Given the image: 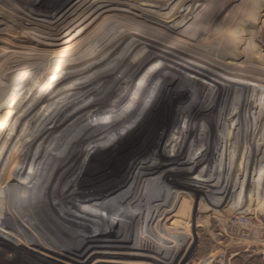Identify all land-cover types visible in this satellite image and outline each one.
I'll use <instances>...</instances> for the list:
<instances>
[{
    "label": "rangeland",
    "instance_id": "1",
    "mask_svg": "<svg viewBox=\"0 0 264 264\" xmlns=\"http://www.w3.org/2000/svg\"><path fill=\"white\" fill-rule=\"evenodd\" d=\"M24 1L27 3L16 2L17 7L23 9L28 4L26 11H30L28 14L44 12L52 3H54L52 7L54 9L59 5L58 0ZM123 1L135 3V0ZM139 1L136 2L139 5L138 8L147 10L142 12L141 15L144 14V17H150V14L153 16L157 12L156 19H158V21L153 20L158 22L157 24L138 17H135L134 21L129 20L132 22L131 26L134 25L135 27L148 26L154 28L158 26L156 31H154L155 29L145 30L144 33L148 37L147 41H139L141 42L139 45L174 44L176 38H179L182 43L195 40L201 47L206 48V50L210 49L215 54L209 60L211 70L209 78L213 82L215 79L224 78L227 80V85L222 81H220V84L214 83L216 88L218 87L217 92L212 96L210 95L211 99L209 101L206 100L204 104H200L191 111L193 112L190 113L191 115H188V118L195 116L192 119L194 122L205 117L211 120L205 131L200 130L197 131L196 135H192L190 146L185 145L184 147L183 145L181 147L183 140L177 137L181 129L180 126L174 129H167L163 126L158 127L153 132L145 133L143 140L134 137L135 139L128 146V154H141L142 156L158 154L159 169L146 175L134 173L126 180L107 178L101 191L149 212L148 216L150 218L148 219L150 223L146 226L149 242L152 243L153 247L159 244L161 250V258L158 259L156 264H264V0ZM4 2L15 4L13 0H4ZM4 2L0 0V14H2L0 18L5 16L9 19V24L1 25L0 29L12 26L13 36L19 37V35L24 34L28 38L37 41L44 40V35L41 37L40 33L30 30L33 23H24L26 21L21 20L23 14L9 11ZM24 17L22 19H25ZM21 22L29 29L24 31L25 26ZM40 28V26L37 27V29ZM121 28L127 30L129 27ZM100 38L104 43L107 41L111 44L118 43L122 45V49L117 52L118 54H112L115 59L114 63L103 64L102 62V64L91 67L92 64H89L88 58H76L77 62L75 61V65L72 66H76L73 71L77 74L75 75L73 72L74 75L70 74L71 77L67 80L64 74L71 65L61 62L62 60L55 65L54 63L50 64L52 59L56 60L55 58H62V56L54 54V52H38V50H35L38 47L34 48L35 45L30 46H34L33 49L37 55H29L27 58L24 57L14 61L15 63L12 61V64L5 65L7 69L0 67V110L2 109L0 111V144L4 138L1 129L8 127L6 121L9 118L6 120V117L16 118L18 114H21L19 112L23 107L19 105L21 101L23 100L22 104L26 105L25 108L28 105L30 108L32 107L31 110L35 108L30 105L33 98L30 96L31 99H29L28 97L35 83H39L38 86L40 87L37 89L38 93L36 92L39 101L36 111H34L36 113H31V116L33 115L32 119L35 121H32L34 134L40 137L33 135L40 140L36 144L45 142V138L50 136V132H52L51 141L53 134L57 135L58 130L63 129L67 118L68 121L73 120L69 121V124L72 125L66 128L65 133H68V131L78 133L75 132L78 127L74 126L76 122L74 119L78 118L74 117L82 114L79 117L82 118L78 120L79 122H90L92 120L95 122V114L98 115V121L96 120V123H94L96 130H89L87 127L81 135L76 137L73 135L72 141L75 138L72 145L68 144L69 137L63 134L64 140L62 138L60 141L65 143L63 157L54 161L52 157L45 156V161H48V159L54 161L53 165L47 163L49 171L55 167L59 174L64 169L66 173L70 172L73 168H76L77 163L72 160L74 158H71L73 152L76 151V154L78 150L92 152V148L97 147L100 143L102 144L104 138L113 140L114 137L117 138L124 131H131L132 128H138L139 134L137 136L140 137L142 131H144L143 127L148 126L149 128V125L151 127L153 124L160 122L157 120L155 113L152 112L151 114V111L142 114L131 110L130 117L129 112H127L126 115L129 118L125 117L127 122L123 126L119 125L123 111L119 112L118 115H109L115 103L121 100L129 91L136 88V85L145 78L147 69L156 66L161 59L158 58L149 63L142 56L134 55L131 44L136 43L131 40L128 41L124 36L114 37L104 34ZM179 43L180 45H174L172 48L181 47L182 43ZM105 50L107 49L99 48L94 54L100 58L104 57L105 54L102 52ZM110 54L106 52L105 60L111 58H107L111 56ZM192 55V59L195 60L197 66L201 67L206 59L199 52H194ZM97 56L95 57L97 58ZM29 62L30 64H28ZM116 63L119 64L115 65ZM119 65L122 68L121 75L113 78L111 86L104 90L108 97L102 101V104H99L98 111H96L98 113L95 111H88L87 113L82 101L89 99L93 93L86 96V87L81 84L80 74L84 77L89 75L92 79L97 80L100 77L103 78L102 74L107 77L116 75L117 73L114 74L115 67ZM102 66H105L106 69L102 68V73L98 72L97 69ZM37 69L39 70L37 71ZM96 80L95 83L87 85L90 88L89 90H97L96 86L101 84V81L98 80L100 83H97ZM158 82L156 81L152 87H149L148 92L152 93L157 89ZM169 82L168 79L167 83ZM189 84H191L189 80H183L179 84V88L174 90V93L177 92V94H175V99L172 97V100H175L173 107L192 98L195 91L191 90ZM14 85L15 88L20 90L18 91L21 96L20 100H15L17 98L15 96L5 95L7 92L10 93L9 90ZM66 87L68 88L66 89ZM182 87L185 90L182 89V98H178V93H180ZM60 88H64V90ZM169 91H171V88ZM169 91H164L166 97L170 94ZM76 92L81 94L78 95ZM59 96L61 100L60 98L56 99ZM169 97L170 95H168ZM60 101L62 102L60 103ZM154 105H156V107L153 106L155 109H159L162 114L167 115V106H165V103L163 104V101L162 104L156 102ZM64 110H66V113ZM169 116L173 117L169 113L166 120ZM51 118H57V120L51 121ZM107 119L110 120L106 121ZM164 119L165 117L161 119V122ZM97 127H100V129ZM34 140L35 138H33ZM140 146L141 153L137 150ZM70 147L71 149H69ZM69 162H72V165L67 166ZM66 166L68 167L67 170ZM71 174L66 175L72 177ZM44 191H48L47 188ZM11 198L13 199L9 195L2 198L0 196V200H4L1 205L4 206V209L0 212L2 220L4 219L3 216L8 214L9 205L14 202H11ZM41 207L43 208L42 203L39 204L37 209L32 207L28 214L24 212L23 219L19 220L21 225H14L20 229L18 231L22 235L17 234L21 238H12L5 231L8 229L0 225V264H82L80 260L77 263L68 259L70 256L60 248L59 243L41 225H38L35 218L44 217ZM147 255L149 254L142 255L144 257H134L131 260H143L145 261L144 264H155L153 260H150V255ZM152 259L157 260L153 257Z\"/></svg>",
    "mask_w": 264,
    "mask_h": 264
},
{
    "label": "bare ground",
    "instance_id": "2",
    "mask_svg": "<svg viewBox=\"0 0 264 264\" xmlns=\"http://www.w3.org/2000/svg\"><path fill=\"white\" fill-rule=\"evenodd\" d=\"M1 1L4 2V0ZM13 2H15V4L6 2H4V4L9 11L15 13L19 12V14H23V17L26 16L27 18L24 17L25 19H22V17L21 20H25L26 22L24 23L27 24L33 23L32 26L30 25V30H35V32L40 33L41 37L42 35H44V40L40 39L39 41H37L33 38H28L27 35L24 34L19 35V37H16L15 35L13 36L12 26L5 29H0V67H5V65L10 64L12 61L14 62L24 57L27 58V56L29 55H37L35 53V50H38V52L41 51L47 53L54 52V54L61 55L62 58H55L56 60L52 59L50 64L54 63L55 65L60 60H62L61 62H65L66 64L71 65L68 67L69 70H67V72H65L64 74L65 79L67 80L70 79V74H73V69L75 70L76 66L72 65H75L76 58H88L89 64H92L91 67L102 64V62L103 64L114 63L115 59L112 57V54H116L119 49L121 50L122 45L118 43L111 44V42L107 41L106 43H104L100 40L102 39L100 37L104 34L114 37L124 36L128 41L131 40L136 43L131 44L132 48L134 49V55L142 56L144 60L148 61L149 63L158 58L161 60L156 66H152L151 68H149V70L147 69L145 78L141 80L138 85H136V88H134L132 91H129L123 98H121V100L115 103V105L111 108L109 115H118L119 112L123 111L124 113L120 117L122 118V120L119 124L120 126H123L127 122V118H125L128 117L126 115L128 114L127 112H129L130 117L131 110L141 112L142 114H144L146 111H151V114L152 112L155 113V116H157V120H159L160 122L153 124L151 127L149 125V128L148 126L143 127L144 131H142V135H140V137L137 136V134H139L138 128H132L131 131H124L123 134L117 136V138L114 137L115 140H107L104 138L102 144L100 143L97 147L92 148V152L78 150L76 154V151L75 153H72L71 151V158H74L72 160H75L74 162H77L76 168H73L70 172L67 173L66 171H64V169L60 174L57 172V169H55V167L49 171L47 163H51L53 165L56 159H61V157H63L64 155L63 152L65 150V143L60 142L61 139L63 138L64 140V136L67 135L66 137H69V140H67L68 144L72 145L74 138L78 135H81L87 127V129H94L95 131L96 128L94 127V123H96V120L98 121V115L95 114V122L93 120V122H79L78 120L82 119L79 118L82 114L74 117L78 118L74 119L76 121L74 123V126L78 127L75 129V132L78 133H74L73 131H68V133H65L66 128H69L72 125L69 124L70 120L68 121L67 118L66 122L64 123L63 129L61 130L60 128V131L58 130L57 135L53 134L51 141L50 137L52 132H50V136H46L47 138H45V142H38V144H36L39 139L36 138L37 135L34 134L33 131L34 126L32 123L35 121H33V115L31 116V113H36L34 111H36V106L39 104L37 98V89H39L40 87L38 86L39 83H35L31 91V94L33 95H28L29 99H31L30 96L33 98L30 105L34 106L35 108L31 110L32 107L30 108L29 105L25 108L26 105L22 104V100L21 104L18 103L21 107L23 106L22 109L19 110L21 114H18V117L16 118H10V116L6 117V120L9 118L6 121L9 128L3 127L1 129V134H3L4 138L3 142L0 144V196L2 198L5 195H9L13 197V199L11 198V202H14L9 205L7 216H3V220L2 218H0V225L8 229L5 231H7V233H9L12 238H21L19 234L22 235V233L18 231L20 229L16 228L14 225H21L19 220L23 219L22 216L24 212L28 214V212L31 211L32 207H35L37 209L39 207V204L42 203L43 208H41L43 209L44 217L38 219L36 217L35 219L38 221V225H41L42 228H44L49 234H51L53 239H55V241L59 243L60 248L70 256V258L68 259H70L71 261L77 262L80 260L82 264H144L145 261L143 260L133 261L131 260V258L144 257L142 255L149 254L151 257V259L150 257L149 259L153 260L155 264L158 263V259L160 260L161 258L160 246L158 244L153 247L152 243L149 242V236L147 233L148 230L146 226H148V224L150 223L148 219L150 218V216H148L149 212L141 208H136L126 203L122 199H118L116 197H112L111 195L105 194L103 191H101V189L103 187L105 179L107 178H121L126 180L134 173L146 175L159 169L158 154L148 156H142L141 154H128V146L132 143L133 139H142L145 136V133H148L150 131L153 132L161 126L166 127L167 129H174L177 126H180L181 129L179 130L177 137L183 140L181 143V147L183 145L185 147V145L190 146V144L192 143V135H196L198 133L197 131L200 130L205 131L207 127H209L207 124L211 120L208 117L194 122V120L192 119H194L195 116L188 118V115L190 113H193L191 111L197 108L200 104H204L206 100L209 101L211 99L210 95L212 96L217 92L218 87L216 88V85L214 83L220 84V81H222L225 85H227V80L224 78H218L220 80L215 79L214 82L209 78L211 75L209 60L210 57H213L215 54L212 52V50H206V48L201 47L195 40L182 43L179 38L175 39L176 43L174 42V44L170 43L166 45H160L159 43H157L154 44V46H144V44L139 45L142 41H147L146 39L148 37H146V33H144L145 30L155 29L154 31H156V28L158 27L157 26L152 28L143 26V28H141L140 26L135 27L134 25H132V28V22L130 21H134L135 17H138L140 19L142 18L147 21L149 20V22H154L155 24L158 23L156 21H153H158V19H156L157 12L155 13V15L151 16L149 11L148 13L150 14V17H144V14L141 15L142 12H145L147 10L138 8L139 5H137L136 2H140L139 0H135V3L123 0H58L57 3H59V5L57 7L55 6V9L52 8L54 6V3H52L50 7L47 8L44 12L31 14H28V12L30 13V11L26 12L28 9V4H26V7H23V9L17 7V3L25 2L24 0H13ZM131 11H133V13H131ZM8 21L9 19L5 18V16L0 18V26L7 24ZM24 23L22 24L25 26H23L25 31L29 28H27L28 26H26ZM36 26H40L42 29H37ZM125 26L132 29L128 28L127 30H123L121 27ZM120 28L122 31H119ZM45 35L47 36L45 37ZM25 38H27L28 40H26ZM179 42L182 43V48H172L174 45H180ZM30 45H35V47H33L36 48L37 46L38 48L34 50ZM96 48L107 49L102 53H104L105 55L106 52L107 54L111 53V56L107 57L111 58L105 60V55L104 57L100 58L99 56L94 54L97 52ZM194 52L201 53L202 56L206 59L201 67H198L195 60L192 59V54ZM95 56H97V58ZM28 64H30V62ZM117 64L119 63H116L115 65ZM119 66L115 67L116 69L114 71V74L117 73L116 75L107 77L102 74L103 78L100 77L97 80L95 79L97 83H100L98 82V80L101 81V84L96 86L97 90L95 89V91L94 89H91L92 91L89 90L90 88H88L87 86L91 85V83L93 84V82L95 83V80L92 79V77L89 75L84 77V75L80 74L79 78L82 80L81 84L85 85L86 87V96H89L91 93H93L90 95L89 99H85L82 101L83 107L85 106V110L87 111V113L88 111H98V107L100 106L99 104H102V101L108 97L107 93H104V90L111 86V80L113 78H115L116 76L119 77V75H121L122 68L121 66ZM102 68L106 69L105 66H102L99 67L97 71L102 73ZM5 69L7 68L5 67ZM38 70L39 69H37V71ZM76 74L77 73H75V75ZM168 79L171 83H167ZM183 80H189V82L191 83L189 84L191 90L195 92L193 93L192 98L188 99L184 103H180L176 107H173V104H175V100H172V97H174L175 99V94H177V92L174 93V90L179 88V84H181ZM156 81H159L158 88L155 89L152 93L148 92L147 89L149 87H152V85H154ZM13 82L15 81L13 80ZM15 85L12 87V89L10 88V93H8L7 91V93H4L9 97H17H14L15 100H20L21 96L20 92H18L20 90L15 88ZM64 88L60 89L64 90ZM67 88L68 87H66V89ZM170 88L173 92L169 91ZM182 89L184 88L182 87L181 90L179 89L180 93H178V98H182ZM165 90H168L170 92V94H168L170 95L169 98L168 95L166 97V95L164 94ZM220 92L221 90L219 91V93ZM76 93H78V95L81 94H79V92ZM59 98L60 96L56 99ZM162 101L163 104L165 103V106H167V115L162 114L159 109H155L156 105L154 104H156V102L158 104H162ZM45 102L43 103V105L45 104ZM61 102L62 101H60V103ZM12 103L14 104V102ZM5 106L7 105L5 104ZM64 111L66 113V110ZM169 113L173 115V117L169 116L168 120H166V117H168ZM44 114L45 113L43 112V115ZM185 114H187V116H185ZM160 117H165V119L161 122L162 118ZM54 119L57 120V118H51V121H53ZM109 120L110 119H107L106 121ZM204 121L206 124L204 123ZM97 128L100 129V127ZM61 132L63 133L61 134ZM73 135H75V137L72 141ZM33 138H35V142L33 141ZM29 140L31 141L30 143L28 142ZM71 147L69 149H71ZM137 150L141 153V146ZM47 155L48 157H52L54 161L52 159L51 161L49 159L48 161H45V156ZM72 162H69L67 166L72 165ZM67 166L66 170L68 168ZM64 173H72V177H69V175H66ZM46 188L49 192L44 191ZM3 201V199L0 200V212L2 209H4V206H1L3 204ZM15 215L17 216L15 217ZM152 257L156 258L157 260L152 259Z\"/></svg>",
    "mask_w": 264,
    "mask_h": 264
}]
</instances>
